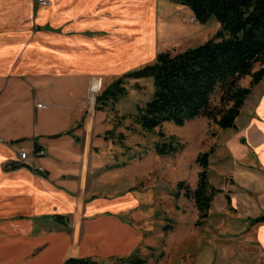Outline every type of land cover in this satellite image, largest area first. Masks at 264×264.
<instances>
[{
  "label": "crops",
  "instance_id": "1",
  "mask_svg": "<svg viewBox=\"0 0 264 264\" xmlns=\"http://www.w3.org/2000/svg\"><path fill=\"white\" fill-rule=\"evenodd\" d=\"M47 1L0 0V264H115L147 231L124 214L131 198L89 195L103 140L85 123L87 99L100 77L169 51L159 46L192 27L193 11L173 0ZM224 130L232 205L264 253V219L252 222L264 217V77ZM21 148L43 172L18 165Z\"/></svg>",
  "mask_w": 264,
  "mask_h": 264
},
{
  "label": "rangeland",
  "instance_id": "2",
  "mask_svg": "<svg viewBox=\"0 0 264 264\" xmlns=\"http://www.w3.org/2000/svg\"><path fill=\"white\" fill-rule=\"evenodd\" d=\"M192 13L184 17L192 27L183 28L181 32L184 33L167 35L159 50L183 51L206 42L220 29L216 18L200 23ZM154 61L151 59L148 63ZM259 68L257 64L254 70ZM135 69L137 67L100 77L99 91L92 99L91 95L87 99L85 113L88 119L85 116V123H94V130L103 140V146L98 149L102 165L95 171L89 195L131 198L124 214L147 231L146 242L139 249L148 262L264 264V253L256 244L254 229L257 227L247 229L244 223L242 229L239 219H244L241 215L245 213L232 205V196L240 191L234 187L228 189L231 159L224 152V129L207 116L197 117L184 125L164 122L153 130L144 129L137 122L136 113L137 107L144 105L153 92L151 78L130 79L126 85L127 96L106 106L98 104L97 98L109 85ZM249 81L250 78L245 77L240 84L245 87ZM223 93L220 88L215 92L213 106H221ZM172 137L183 144L181 150L174 154H159L155 144L169 142ZM205 152H210V184L221 192L214 196L209 217L198 224L199 211L194 199L186 197V188L194 190L197 187L202 170L197 158ZM180 183H183L182 190ZM256 218H252L253 223ZM114 263L124 264L118 259Z\"/></svg>",
  "mask_w": 264,
  "mask_h": 264
},
{
  "label": "trees",
  "instance_id": "3",
  "mask_svg": "<svg viewBox=\"0 0 264 264\" xmlns=\"http://www.w3.org/2000/svg\"><path fill=\"white\" fill-rule=\"evenodd\" d=\"M189 7L200 23L216 18L220 29L206 42L173 53L161 52L152 63L132 70L116 79L97 98L106 106L128 94L130 79L151 78L153 92L144 105L137 107L136 120L146 130H153L164 122L184 125L197 117L207 116L227 129L234 127L251 87L264 77V0H173ZM260 68L255 69L256 65ZM252 76L251 87L241 80ZM224 90L221 106L212 105L218 89ZM98 105V106H99ZM99 109V107H97ZM163 134V133H161ZM175 137L157 142L161 155L181 150ZM209 156H198L202 167L197 187L186 188V197L194 199L199 211L198 224L209 217L216 189L209 181ZM183 183H180V189ZM182 190V189H181ZM264 217L256 218L261 221ZM137 250L127 257H119L124 264H143L147 258ZM62 264H104L93 257H71Z\"/></svg>",
  "mask_w": 264,
  "mask_h": 264
},
{
  "label": "built area",
  "instance_id": "4",
  "mask_svg": "<svg viewBox=\"0 0 264 264\" xmlns=\"http://www.w3.org/2000/svg\"><path fill=\"white\" fill-rule=\"evenodd\" d=\"M41 4L45 5L48 3L47 0H38ZM18 165H28L30 167H32L33 169H36L38 171H41L43 172L44 169L43 167H36L34 162H32L30 159H29V153L28 151H26L24 148H21L20 149V152H19V159H18ZM8 167H12V165L8 164Z\"/></svg>",
  "mask_w": 264,
  "mask_h": 264
}]
</instances>
